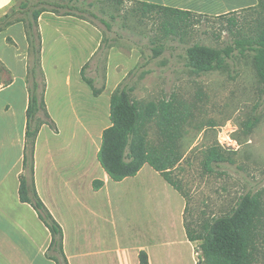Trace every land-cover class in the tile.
Listing matches in <instances>:
<instances>
[{"label": "crops", "instance_id": "0c3cea01", "mask_svg": "<svg viewBox=\"0 0 264 264\" xmlns=\"http://www.w3.org/2000/svg\"><path fill=\"white\" fill-rule=\"evenodd\" d=\"M216 16L258 0H128ZM0 0V17L15 4ZM42 36L45 102L58 131L44 124L35 146L38 193L64 232L69 264H197L196 245L185 228L186 198L148 163L114 181L98 159L103 130L111 125L110 98L137 64L140 51L109 50L106 88L95 96L82 78L102 32L73 15L44 11ZM0 264H58L48 255L52 235L36 210L19 198L26 111L29 105V43L17 22L0 32ZM10 82H7L9 81ZM103 185L94 189L93 181Z\"/></svg>", "mask_w": 264, "mask_h": 264}, {"label": "trees", "instance_id": "16d2710c", "mask_svg": "<svg viewBox=\"0 0 264 264\" xmlns=\"http://www.w3.org/2000/svg\"><path fill=\"white\" fill-rule=\"evenodd\" d=\"M10 10L0 17V32L10 25L22 22L29 43L28 89L29 105L26 111L27 125L23 171L19 180V198L36 210L39 218L49 228L52 240L48 255L58 264H69L64 252V232L62 225L40 197L35 182V146L41 127L48 124L55 132L57 125L51 117L45 102L46 77L42 68V36L39 17L44 11L58 15H73L98 27L91 18H98L94 1L88 0H15ZM122 3L124 0H114ZM142 11V16L159 14L162 18L160 28L164 38L180 35L192 24V18L217 17L226 19L234 38L222 48L194 43L185 49L186 65L194 74H206L217 69H227L235 60L236 52L242 56L251 53L258 81L264 91V0L254 6L216 16L205 15L190 10L170 6L134 1ZM156 13V14H155ZM243 13V20L237 14ZM109 28L110 24L101 19ZM243 25H248L244 29ZM99 28V27H98ZM154 39V55L159 56L165 45H157ZM112 45L102 37L100 46L89 62L82 68V78L92 88L95 96L103 93L106 83L97 85V76L89 77L86 70L93 60L97 66L108 60ZM106 57V58H105ZM101 60V61H100ZM99 62V63H98ZM106 68V67H105ZM7 71L0 60V76ZM133 76V71L128 75ZM106 76L104 77V79ZM7 82H10L7 81ZM135 87L123 80L112 92L110 98L111 125L102 133V143L98 159L104 170L114 181H121L136 175L144 164L151 165L160 175L186 198L187 194L172 177V172L183 160L181 139L187 133V125L195 117L197 104L180 98L176 93L158 101L142 102L133 98ZM259 122L253 115L245 122L250 132ZM156 126L160 142L149 139V129ZM204 169L213 171L214 165L233 162L229 155L216 145L208 149L203 159ZM102 180H94L93 187L98 190ZM185 211V214H186ZM185 228L190 241L199 240L197 264H264V203L262 191L250 190L240 196L230 212L213 217L205 222L199 231L194 230L186 220ZM141 264H149L148 255L141 251Z\"/></svg>", "mask_w": 264, "mask_h": 264}, {"label": "rangeland", "instance_id": "374dc122", "mask_svg": "<svg viewBox=\"0 0 264 264\" xmlns=\"http://www.w3.org/2000/svg\"><path fill=\"white\" fill-rule=\"evenodd\" d=\"M92 1L98 18L91 20L99 27L102 37L124 52L132 48L140 51L137 64L129 71H133V76L130 74L129 78L128 73L123 79L134 85V99L146 103L176 93L197 104L195 117L181 139L183 160L172 172L187 194L185 216L190 226L199 231L213 217L230 212L240 196L250 190L262 191L264 203V91L256 76L252 54L242 56L236 52L227 69L206 74H194L186 65L187 46L201 43L222 48L232 42L234 35L227 20L192 18L182 37L178 34L164 38L158 13L153 18L142 16L138 4L128 0ZM237 17L243 20L244 14ZM247 26L243 25L244 29ZM161 36L157 45L162 43L165 47L155 57L152 41ZM97 61V58L93 60L86 72L89 77L97 76L100 86L106 83V63L97 66ZM253 115L259 117V122L248 132L245 122ZM149 139L155 144L160 142L156 126L150 127ZM216 145L233 162L215 164L210 172L204 169L202 161L208 149ZM194 244L196 253L200 252V241L195 240Z\"/></svg>", "mask_w": 264, "mask_h": 264}]
</instances>
